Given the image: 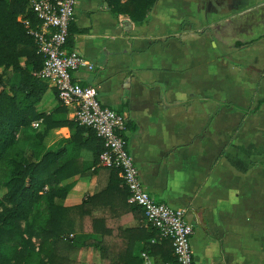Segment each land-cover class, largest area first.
Listing matches in <instances>:
<instances>
[{
  "label": "crops",
  "instance_id": "1",
  "mask_svg": "<svg viewBox=\"0 0 264 264\" xmlns=\"http://www.w3.org/2000/svg\"><path fill=\"white\" fill-rule=\"evenodd\" d=\"M262 9L264 0H157L136 24L104 0H78L71 23L85 29L72 48L94 63L74 80L126 116L143 187L186 210L193 264H264V27L243 30L241 20ZM227 24L233 36L220 32ZM69 134L51 129L44 148L63 147ZM76 154L84 170L65 181L74 185L64 205L107 181L89 166L90 150Z\"/></svg>",
  "mask_w": 264,
  "mask_h": 264
},
{
  "label": "trees",
  "instance_id": "2",
  "mask_svg": "<svg viewBox=\"0 0 264 264\" xmlns=\"http://www.w3.org/2000/svg\"><path fill=\"white\" fill-rule=\"evenodd\" d=\"M156 1L104 0L112 15H128L136 24ZM25 21L40 24L31 0H0V264H141L142 251L158 257L156 264L174 262L171 240L128 202L117 169L99 164L103 141L90 127L64 118L73 108L36 76L44 57ZM84 31L70 24L69 50L73 35ZM49 87L54 102L45 107ZM57 127H67L69 137L63 147L45 149L43 139ZM85 148L92 154L89 166L106 169V184L80 203L64 205L74 185L65 181L83 172L74 163Z\"/></svg>",
  "mask_w": 264,
  "mask_h": 264
},
{
  "label": "built area",
  "instance_id": "3",
  "mask_svg": "<svg viewBox=\"0 0 264 264\" xmlns=\"http://www.w3.org/2000/svg\"><path fill=\"white\" fill-rule=\"evenodd\" d=\"M78 0H31V9L40 21L38 27H30L37 52L44 57L42 68L36 76L56 88L59 100L73 108L70 120L90 127L103 141L104 149L99 154V164L115 168L129 191L128 202L141 207L145 222L157 230L160 237L172 243L174 262L166 264H193L191 237L193 226L186 220V210L155 200L143 187L137 166L127 149L124 135L127 118L102 105L94 85H81L74 80L79 70L90 71L94 63L81 52L68 49V29L75 16ZM37 126L38 123H33ZM155 238L150 240L151 243ZM142 264H155L151 256L139 253Z\"/></svg>",
  "mask_w": 264,
  "mask_h": 264
},
{
  "label": "rangeland",
  "instance_id": "4",
  "mask_svg": "<svg viewBox=\"0 0 264 264\" xmlns=\"http://www.w3.org/2000/svg\"><path fill=\"white\" fill-rule=\"evenodd\" d=\"M261 14L259 15V18L257 19L256 16L254 15V17L250 18V16H247V17H243L241 20L244 22L242 25L243 26V30H246V28H251V26H263L264 27V9H262L261 11ZM253 16V15H251ZM254 18V19H253ZM214 24H212L213 26ZM237 27V26H235ZM234 26L231 24V25H228L227 26H220L219 27V30L222 34H229L227 35L228 37L230 36H233L234 35ZM250 34L248 33V31H246L243 36H249ZM243 38H246V37H243ZM45 97H46V104H45V107H49L53 102H54V99L52 97V89L51 87H49L47 89V92L45 94ZM264 119V112H262V114L259 116V120H263ZM104 171H106V169H103ZM106 173V172H105Z\"/></svg>",
  "mask_w": 264,
  "mask_h": 264
},
{
  "label": "water",
  "instance_id": "5",
  "mask_svg": "<svg viewBox=\"0 0 264 264\" xmlns=\"http://www.w3.org/2000/svg\"><path fill=\"white\" fill-rule=\"evenodd\" d=\"M122 24H128V25H130V22H129L128 19H125V20H123Z\"/></svg>",
  "mask_w": 264,
  "mask_h": 264
}]
</instances>
